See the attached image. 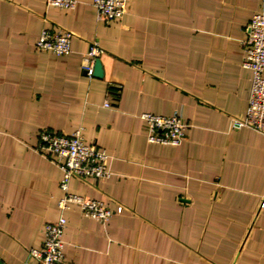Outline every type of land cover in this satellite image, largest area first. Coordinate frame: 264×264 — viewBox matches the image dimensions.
<instances>
[{"label":"crops","instance_id":"0c3cea01","mask_svg":"<svg viewBox=\"0 0 264 264\" xmlns=\"http://www.w3.org/2000/svg\"><path fill=\"white\" fill-rule=\"evenodd\" d=\"M76 1L0 0V264H25L60 216L61 171L33 150L42 129H80L110 156V177L70 180L112 215L63 213L66 264H264V134L231 128L251 85L241 41L264 0H129L110 22ZM56 28L72 34L67 55L36 48ZM92 41L102 75L89 78ZM174 112L184 140L148 142L139 116Z\"/></svg>","mask_w":264,"mask_h":264},{"label":"built area","instance_id":"2783aa9c","mask_svg":"<svg viewBox=\"0 0 264 264\" xmlns=\"http://www.w3.org/2000/svg\"><path fill=\"white\" fill-rule=\"evenodd\" d=\"M129 0H92L96 18L110 22L123 17L127 12ZM76 0H46V5L59 9H74ZM72 34L64 29H43L35 43L39 51H49L58 56L70 52ZM243 57L241 66L250 71L251 85L248 106L243 118L233 119L231 128H249L264 134V8L252 15L247 25V35L241 41ZM101 53L97 41H92L82 62V71L93 77L94 62ZM104 107L109 108L106 102ZM139 118L144 122L147 141L162 145H179L185 137L187 125L179 112L169 116L142 113ZM33 150L49 158L60 171L58 187L62 196L57 201L60 216L53 223L43 226V239L39 248L28 250L29 260L25 264H66L63 254L62 234L66 219L64 212L70 206H77L81 214L101 223L112 215L101 201L87 199L71 193L70 180L105 179L110 177V156L95 145L85 143L80 129L71 134L56 133L42 129L38 134ZM259 209L264 210V195L260 197Z\"/></svg>","mask_w":264,"mask_h":264},{"label":"water","instance_id":"95a60500","mask_svg":"<svg viewBox=\"0 0 264 264\" xmlns=\"http://www.w3.org/2000/svg\"><path fill=\"white\" fill-rule=\"evenodd\" d=\"M101 75H102L101 65H100L99 59H96L94 62L93 76L101 77Z\"/></svg>","mask_w":264,"mask_h":264},{"label":"trees","instance_id":"16d2710c","mask_svg":"<svg viewBox=\"0 0 264 264\" xmlns=\"http://www.w3.org/2000/svg\"><path fill=\"white\" fill-rule=\"evenodd\" d=\"M39 134V133H38ZM38 139V138H37Z\"/></svg>","mask_w":264,"mask_h":264}]
</instances>
